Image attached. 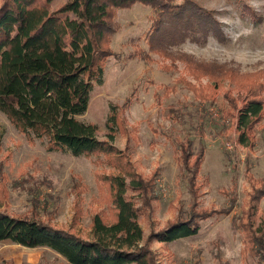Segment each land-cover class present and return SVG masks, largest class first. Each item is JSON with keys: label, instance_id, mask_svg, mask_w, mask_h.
<instances>
[{"label": "rangeland", "instance_id": "obj_1", "mask_svg": "<svg viewBox=\"0 0 264 264\" xmlns=\"http://www.w3.org/2000/svg\"><path fill=\"white\" fill-rule=\"evenodd\" d=\"M196 1L215 11L224 36L171 42L169 51L186 54L193 67L206 64L213 70L231 69L234 75L216 86L208 76L193 73L187 60L149 51L154 9L136 3L117 10L111 36L114 55L107 60L102 83L92 91L88 110L78 118L97 124L99 138L109 140L112 105L121 108L126 99L131 100L112 143L127 154L132 171L158 174L160 197L140 218L145 240L175 219L180 209L189 213L194 200L179 169L178 139H192L195 151L201 142L206 147L198 179L199 206L219 209L235 197L230 213L202 219L196 234L171 242L150 240L156 264H264L248 254L246 228L240 224L247 223L249 213L255 226L264 216V196L250 198L264 178V117L254 128L252 145H241L235 127L237 110L230 103L233 98L236 105L242 104L264 69V0ZM65 2L52 0L51 9ZM247 7L263 21L254 20L245 12ZM0 140L1 209L31 214L83 236L90 233L94 212L110 214L109 187L100 176L121 170L107 164L102 155L97 159L49 150L46 141L29 139L1 109ZM127 194L141 202L138 190L128 188ZM8 262L69 264L49 247L0 240V264Z\"/></svg>", "mask_w": 264, "mask_h": 264}, {"label": "trees", "instance_id": "obj_2", "mask_svg": "<svg viewBox=\"0 0 264 264\" xmlns=\"http://www.w3.org/2000/svg\"><path fill=\"white\" fill-rule=\"evenodd\" d=\"M51 2L0 0V109L29 139L46 141L49 150L102 155L107 164L122 172L100 176L109 187L110 214L104 210L94 212L88 236L31 214L0 208V240L49 247L69 264H156L150 240L171 242L196 234L202 219L230 213L235 197L219 209L199 206L198 179L206 147L201 142L195 151L192 139H178L179 169L194 200L189 213L180 209L175 219L168 220L165 227L145 240L140 218L160 197L158 174L145 176L132 171L127 154L112 143L116 125L119 127L122 112L131 100L126 99L121 108L112 105L109 140L99 138L97 124L78 116L88 110L92 91L96 83H102L107 60L114 55L111 36L117 10L136 3L153 8L149 51L187 60L193 73L208 76L216 86L236 71L213 70L206 64L193 67L189 56L173 55L168 45L187 38L206 41L210 35L223 37L221 22L215 11L196 0H67L57 10L51 9ZM245 12L256 21L264 20L250 7ZM263 73L264 69L258 72L242 104L236 105L230 98L237 110L235 127L241 145H252L254 128L264 117V77L260 80ZM259 183L251 192L253 200L264 196V178ZM128 188L140 192L141 202L127 194ZM248 217L247 223H240L247 232L246 250L264 261V216L257 226L251 213Z\"/></svg>", "mask_w": 264, "mask_h": 264}]
</instances>
